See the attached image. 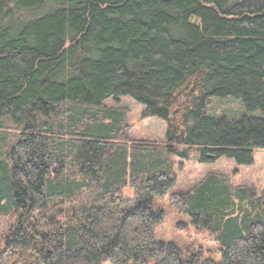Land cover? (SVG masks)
Segmentation results:
<instances>
[{
  "label": "trees",
  "instance_id": "1",
  "mask_svg": "<svg viewBox=\"0 0 264 264\" xmlns=\"http://www.w3.org/2000/svg\"><path fill=\"white\" fill-rule=\"evenodd\" d=\"M122 97L163 141L131 138ZM193 149H264V0H0V264H264V194L218 172L171 192ZM166 194L220 261L156 240Z\"/></svg>",
  "mask_w": 264,
  "mask_h": 264
},
{
  "label": "rangeland",
  "instance_id": "2",
  "mask_svg": "<svg viewBox=\"0 0 264 264\" xmlns=\"http://www.w3.org/2000/svg\"><path fill=\"white\" fill-rule=\"evenodd\" d=\"M110 106L127 107L130 110V135L132 139H147L163 141L166 122L158 118L142 120L143 106L130 97H122L120 101L110 100ZM244 111L241 101L228 98L214 100L210 112L214 115L225 114L233 117ZM201 152L193 149L189 159L175 158V167L179 172L177 185L171 190H189L210 172H218L228 178L231 185H248L256 189L258 195L264 194V149H256L254 162L251 165H241L235 160L222 157L213 163H202ZM182 166V167H181ZM127 196H132L133 190H125ZM154 209L165 212L163 223L156 229L155 238L158 241L172 242L179 247L190 248L194 252L202 250V258L221 260L219 244L214 241L205 229H199L190 218L180 215L178 208L172 204L169 194L157 198ZM183 222V225H180ZM105 264H111L106 262Z\"/></svg>",
  "mask_w": 264,
  "mask_h": 264
}]
</instances>
